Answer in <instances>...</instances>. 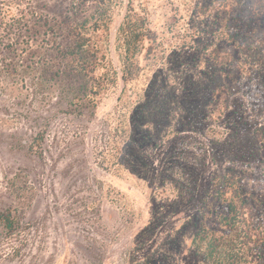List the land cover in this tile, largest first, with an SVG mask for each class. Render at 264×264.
Listing matches in <instances>:
<instances>
[{
	"label": "rangeland",
	"instance_id": "obj_1",
	"mask_svg": "<svg viewBox=\"0 0 264 264\" xmlns=\"http://www.w3.org/2000/svg\"><path fill=\"white\" fill-rule=\"evenodd\" d=\"M100 3L117 81L80 110V81L54 41L65 43L32 28L82 21ZM228 4L0 0V208L19 223L13 234L0 226V264H207L192 244L199 208L229 170L264 211V46L248 33L225 69L214 64L215 49L233 52ZM131 9L155 41L140 46L125 85L118 30ZM236 70L240 91L222 111L214 94Z\"/></svg>",
	"mask_w": 264,
	"mask_h": 264
},
{
	"label": "trees",
	"instance_id": "obj_2",
	"mask_svg": "<svg viewBox=\"0 0 264 264\" xmlns=\"http://www.w3.org/2000/svg\"><path fill=\"white\" fill-rule=\"evenodd\" d=\"M227 1L232 9L235 34L233 43L224 42L233 48V52L228 54L227 50L215 49L210 56L220 69H225L234 55L244 50L240 48L246 41L244 35L250 34L252 43L264 46V0ZM110 22L108 8L105 3H100L94 14L82 21L40 18L33 24L32 29L36 33L54 35L65 43L61 45L54 41L71 76L80 81L72 96L73 105L80 110L94 111L100 97L117 81V72L106 53L105 34ZM249 24L252 28L248 27ZM245 25L248 29L243 30ZM118 32L124 49L122 80L127 85L139 68L136 53L146 41H155V33L148 28L146 17L133 9L128 11ZM242 68L245 69V66ZM229 76L228 85H220L214 94L221 103L222 111L228 109L231 95L240 91L241 77L237 75V70ZM199 219L200 226L192 244L207 264H264V211L258 197L246 188L243 178L236 171L214 175L211 188L201 202ZM18 225L14 210L3 211L0 208V226L8 234H13Z\"/></svg>",
	"mask_w": 264,
	"mask_h": 264
}]
</instances>
